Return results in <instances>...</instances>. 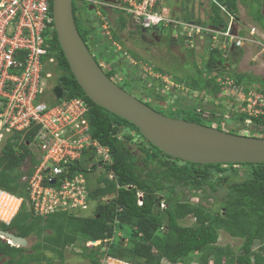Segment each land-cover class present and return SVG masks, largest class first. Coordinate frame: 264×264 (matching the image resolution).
<instances>
[{
	"label": "trees",
	"instance_id": "trees-1",
	"mask_svg": "<svg viewBox=\"0 0 264 264\" xmlns=\"http://www.w3.org/2000/svg\"><path fill=\"white\" fill-rule=\"evenodd\" d=\"M238 1L253 8L254 13L251 14L250 10L249 12L254 21L264 20L262 0H212L205 25L225 28L226 21L220 5L235 13ZM84 3L88 4L87 1ZM50 11L52 15V0ZM117 12L118 16L107 20V29L102 27L100 17H97L96 26L90 24L82 27L76 22L73 2L74 20L81 38L91 52L89 38L99 47L94 55L96 60L104 55L111 58L113 63L117 59L112 53L114 45L107 37L113 34L114 40L121 41L117 34L125 29L128 22L122 11ZM51 25L52 32L46 35L56 58L53 68L58 70L54 84L63 88L67 98L79 96L87 102L91 135L108 147L110 161L104 164L92 163L95 152L91 148L84 150L72 166L71 171L83 174L94 171L99 165L105 170V176L98 180V185L89 189V198L97 201L90 214L77 216L59 211L43 216L35 215L29 205L26 180H22V176L30 175L40 160L39 155L36 156L29 145L33 141L36 126L31 125L28 129L11 133L0 150V189L22 197V202L10 222L6 224L0 221V226L23 237L35 234L41 240L32 245L30 253L24 254L21 253L23 247L6 244L8 248L2 249L10 255L7 264L49 263L53 258L47 257L45 250L54 258L62 260L64 249L76 242L85 250L88 249V256L93 264H98L104 254L135 264H163L165 261L172 264L186 263L193 256H197L195 260L200 264H207L210 259L214 264H264V162L203 164L165 154L143 137L132 122L95 104L83 92L70 71L58 43L53 22ZM259 26L264 29V24ZM99 31L107 34L104 35L107 38L105 41L99 40ZM171 39L172 35H169L166 40L170 42ZM182 39L184 41L185 38ZM139 41L143 43L140 38ZM206 50L199 64L191 60L186 69L189 70L188 74L175 73L172 76L175 82L178 80L185 89H189L186 90L187 94L195 91L199 97L205 98V103L208 96L216 98L222 93V85L216 80L218 75L223 78L230 76L235 86H244L245 92L250 88L264 92V78L235 70L236 62L231 60L229 52H224L220 46H209ZM185 52L194 55L197 50L190 47L185 48ZM131 55L140 59L137 52L132 51ZM113 65L109 70L100 65L112 79L117 73L116 64ZM161 65L151 61L148 66L152 67L153 73L169 74L172 68L168 64ZM152 75H138V80L143 84L137 93L129 87L130 80H113L163 114L207 125L215 123L214 126L220 129L221 119L234 116L237 118L238 127H232L236 129L233 133H239L238 128L246 127L250 123L258 132L252 136L264 137V115L249 118L247 114L234 111L230 115L225 114L223 104L222 111L218 114L214 108L207 110L202 106V100L190 106L180 105V96L175 98L173 104H168L167 97L180 95L182 91L170 88L164 92L161 86L163 81L159 78H155L153 84L149 85ZM133 146H136L139 154L133 150ZM83 156L92 159L89 165L83 161ZM23 165H27L26 170L21 169ZM239 172L243 175L242 179L228 181L231 173ZM221 183H226V195L220 204L215 208L204 205L210 197L206 187L209 186L215 191L216 186ZM182 188L192 191L193 195H198L199 192L200 201L195 203L189 198H181L178 190ZM139 191L143 192L141 205L137 202ZM161 202L165 204L163 208L160 207ZM188 215L195 218L194 222L189 225L181 224L180 221ZM125 228L128 229L127 235L122 232ZM220 231L241 239L236 252L230 245L218 244ZM79 237L84 240H111L106 243L105 250H102V246L84 247V240H79ZM18 252L20 258L17 257Z\"/></svg>",
	"mask_w": 264,
	"mask_h": 264
},
{
	"label": "built area",
	"instance_id": "built-area-1",
	"mask_svg": "<svg viewBox=\"0 0 264 264\" xmlns=\"http://www.w3.org/2000/svg\"><path fill=\"white\" fill-rule=\"evenodd\" d=\"M86 1L118 9L143 29L162 27L174 38H185L195 49H199L200 42L214 47L216 35H219L222 37L220 48L226 53L231 46L241 47L245 43H256L260 52H264V39L255 27H248L246 32L243 27L233 28L235 13L222 5L220 8L226 15L227 25L223 29H214L177 18L162 0ZM50 3L51 0H0V150L11 133L36 126L29 145L39 153L40 160L30 175L22 176V180L26 178L29 205L35 215L64 211L81 216L90 214L97 201L89 198L90 188L83 172L71 171L72 166L84 150L94 149L95 159L103 164L110 161V155L108 147L91 135L87 102L79 96L67 98L64 92L58 98L53 92L56 85L49 82L51 73L47 66L56 64L46 35L53 28ZM98 15L102 27L107 29L108 14ZM153 76L165 80L164 76ZM216 79L224 85L221 95L230 98L225 114L234 111L247 114L249 118L264 115V92L253 88L245 92L244 86H235L228 75L224 78L218 75ZM164 80L163 90L168 89ZM137 196L141 205L143 192H137ZM21 202L22 197L0 189V221L8 224ZM164 206L161 202L160 207ZM109 240L87 239L83 246H102L105 250ZM98 264L135 263L104 254ZM163 264L172 263L165 261ZM194 264L200 263L194 259ZM207 264L214 263L210 259Z\"/></svg>",
	"mask_w": 264,
	"mask_h": 264
},
{
	"label": "rangeland",
	"instance_id": "rangeland-1",
	"mask_svg": "<svg viewBox=\"0 0 264 264\" xmlns=\"http://www.w3.org/2000/svg\"><path fill=\"white\" fill-rule=\"evenodd\" d=\"M163 3H166L168 9L172 13H176L177 16L181 17L184 20L188 21H199L203 24H205L206 18L208 16V12L210 11V2L211 0H162ZM74 9H75V19L76 22L79 26H89L90 24L92 26H96V20H94L93 17V10H89L88 8H85L84 5L80 4L79 0H74ZM237 11L235 12V18L233 21V28L239 29L240 27H243L245 29V32L248 27L254 26L255 31L262 32L264 34V29H262L259 24H264V20L257 22L254 21L253 18L251 17V14H253V8L251 9L250 6L247 4H243L240 1L237 2ZM250 7V8H249ZM251 14H250V12ZM261 10L264 15V0H262L261 4ZM223 14V17L226 21V15L224 12H221ZM90 20V21H88ZM166 35L169 36L170 32L168 30H165ZM132 32V33H131ZM122 37H119L120 40L122 41H117L113 39L112 35H109L107 38L110 39L113 43V48H112V53L113 56H116L117 59H115L114 63L116 64L117 68V73L113 77V79L117 82H122L125 78L130 80L129 82V87L133 89L136 93L140 90L143 82L138 80V75L142 74V76L147 77L146 74H154L152 67L150 68L149 62H154L156 65H166L168 64L172 69L169 70V74H175L177 73L178 75H183V74H188L189 70L188 65L191 63V60H195L198 64L200 63L201 59L204 57V53L207 52V48L209 44H205L204 47H200L198 51L193 55V54H188L185 52V48H180V44H173V45H166V41H163V44H159V42H154L152 45H147L148 49L145 48V44L141 43L139 39L137 38V33L136 29H133V26L130 25L129 23L126 25L125 29L121 32ZM106 36V33L98 32V37L99 40L105 41L107 38L104 37ZM118 35V34H117ZM119 36V35H118ZM126 39L127 42H124ZM89 43L90 47L93 52H91L94 55L97 53L99 50V47L93 43V40L89 38ZM215 45L214 46H220V42L222 41V37L219 35H216V40H215ZM99 44V43H98ZM183 47V46H181ZM249 47V48H248ZM117 48V50H116ZM241 49H246L243 58L238 59L236 61L235 65V70L239 72H249L254 75H257L261 78H264V52H260V47L256 43H245L244 47ZM114 50H116L114 52ZM137 52L139 55L140 59H133V56L131 55V52ZM234 50H232L233 52ZM243 55V54H242ZM55 57V56H54ZM201 58V59H200ZM234 58V56H233ZM131 60V61H130ZM133 61H138L137 63H132ZM98 62H100L106 70H109L111 66H114L112 59L109 57L100 56L98 58ZM112 62V63H111ZM162 62V63H161ZM52 65V66H50ZM48 67L47 71H50L51 77L49 78V82L54 83L55 82V75H57L58 70H54L53 66L54 63L50 64ZM161 65V66H162ZM234 67V66H233ZM145 69V70H144ZM175 69V70H173ZM157 74V73H156ZM164 80V79H163ZM164 83L168 86V89L170 88H175L179 90H183L180 85L181 83H175L172 81V77L165 76ZM153 84V80L149 78V85ZM172 84H175V87ZM184 86V85H183ZM224 86V85H222ZM254 89V88H253ZM185 90V89H184ZM187 92L184 91V93H179L180 95L176 96H171L167 97L168 104H173L175 98H177L181 102L180 105H186L190 106L192 103H200L202 100V106H204L207 110L214 108L218 114L221 113V104L224 105V107H228V103L230 102V98L222 95L220 97L217 96V100L215 101V98H212L211 96H208L206 98V103L204 102V97H186L185 94ZM206 110V111H207ZM205 111V112H206ZM205 114L208 115L206 112ZM237 118L232 117L228 119H221L222 122L219 124L221 126L222 130L229 131L233 133L235 131L232 129V127H238L237 123ZM211 120V119H210ZM210 122V121H209ZM215 123L211 124V126H214ZM230 128V129H229ZM239 134H247V135H253V134H258L256 129L251 126L249 123L246 127H241L238 128ZM260 135V133H259ZM137 138V137H136ZM3 146V145H1ZM32 152L38 156L39 153L34 150L30 146ZM133 150L139 154V150L136 148V146H133ZM90 160L88 156H83V161L89 165ZM93 162H97L96 159H93ZM86 165V166H87ZM24 170H26L27 165L22 166ZM234 174L231 173L229 175L228 181L232 180H239L243 178V175L240 174ZM84 176L87 181L88 188H93L96 185H98V180L100 178H103L105 176V170L102 167V165L97 166V168L94 171L88 172L86 171L84 173ZM207 192L210 194L209 198L207 199V204L204 203V205L210 207V208H215L220 204V201L223 200V198L226 195V183H221L216 186L215 191H212L211 188L208 186L206 187ZM179 195L181 198H189L191 202H199L200 201V193L198 192V195H193L192 191L188 190L187 188H182L178 190ZM194 222V219L192 216H187L183 220L180 221L181 224L184 225H189ZM124 235L128 234V229L125 228L122 230ZM27 244L24 246V248L27 250V253H30L32 250V245L36 243V241H40L41 239L38 238L35 234H30L26 237ZM79 240H84V238L79 237ZM218 244L221 245H230L233 250L236 252L238 247L241 244V239L232 237L229 234H227L224 231H220L219 233V238H218ZM257 245V244H256ZM255 245V247H256ZM88 249L85 250L79 242H76L74 244L68 245L63 252V259L59 260L58 258H54L53 255L49 251H44V253L47 255L49 258H53L51 262L46 263L42 262L41 264H93L90 262L89 259V254H88ZM197 255V254H195ZM197 257V256H196ZM193 256V259L196 258ZM187 259L186 263L184 264H194V260Z\"/></svg>",
	"mask_w": 264,
	"mask_h": 264
},
{
	"label": "water",
	"instance_id": "water-1",
	"mask_svg": "<svg viewBox=\"0 0 264 264\" xmlns=\"http://www.w3.org/2000/svg\"><path fill=\"white\" fill-rule=\"evenodd\" d=\"M52 16L58 43L83 92L95 104L132 122L162 152L203 164L264 162V137L231 133L163 114L108 77L80 36L73 0H52ZM53 92L60 98L64 90L56 85ZM0 234L13 244H27L22 236L3 231Z\"/></svg>",
	"mask_w": 264,
	"mask_h": 264
},
{
	"label": "flooded vegetation",
	"instance_id": "flooded-vegetation-1",
	"mask_svg": "<svg viewBox=\"0 0 264 264\" xmlns=\"http://www.w3.org/2000/svg\"><path fill=\"white\" fill-rule=\"evenodd\" d=\"M74 1V0H73ZM86 0H79V2H80V4H82V5H87V7L86 8H88L89 10L91 9V10H93L94 11V13H93V17H94V20H96V22H97V17L99 18L100 17V15H98L99 13H101V14H105V13H107L108 15H109V19H114V16H118V13L119 12H117V11H120V10H118V9H115V8H109L108 6H106V5H104V4H100V5H97V4H95V3H91V2H88L87 1V3L88 4H86V3H84ZM100 1H102V2H110V3H116V2H118V0H113V1H108V0H100ZM122 14H123V16H125L127 19H128V22H127V24L129 23L130 25H132L133 26V29H136V31H137V33H139L138 35H137V38L139 39H141L142 40V42L146 45L145 46V48L146 49H148V46L147 45H152L154 42H159V44H160V42H161V44H163V41H165L166 39H167V35H166V31H165V29L164 28H162V27H156V28H151V29H143L142 27H140L137 23H135V22H133L132 21V19H131V17L129 16V15H127L126 13H123L122 12ZM208 26H210V25H208ZM210 27H212V26H210ZM212 28H214V29H218L217 27H212ZM100 32V31H99ZM102 33V32H101ZM118 35H119V37H122V33L121 32H119L118 33ZM117 35V36H118ZM127 40L128 39H126L124 42H127ZM122 41V40H121ZM173 41V42H172ZM175 38L173 37L172 39H171V41L169 42L168 40L166 41V45H173L174 43H175ZM185 42L187 43V41H186V39L184 40V42H182L181 44H180V48H188V47H186L185 45ZM90 44V43H89ZM175 44H177V43H175ZM174 44V45H175ZM181 46H183V47H181ZM187 46H188V43H187ZM91 48V47H90ZM117 50V49H116ZM116 50H114V52L116 51ZM98 58L99 57H97V60H98ZM133 59H135V60H137L136 58H133ZM131 61V60H130ZM138 61H133L132 63H137ZM99 64L102 66V68L104 69V66L99 62ZM145 70V69H144ZM154 74H156V73H154ZM139 75H142V74H139ZM157 75H158V77H165V76H170V77H172V76H174L172 73L171 74H161V73H157ZM146 76H147V74H146ZM153 76V75H152ZM155 76H153L151 79L152 80H155ZM159 79H161L162 80V78H159ZM158 80V79H157ZM163 81V80H162ZM172 81L173 82H175V80L173 79V77H172ZM159 82H160V80H159ZM177 82L178 83H181V82H179L178 80H177ZM176 83V82H175ZM182 84V83H181ZM171 87H175V86H171ZM180 87H182V89L184 88V86H183V84L182 85H180ZM185 89V88H184ZM183 89V90H184ZM168 90H170V89H164L163 91L165 92V91H168ZM183 90H179L178 89V91L179 92H181L182 91V94L184 93V91H188L189 89L188 88H186L184 91ZM177 91V92H178ZM185 95H187L188 97H192V96H194L195 98H198L199 97V95H197V92H195V91H193V93L192 94H185ZM220 96H222L221 94L218 96V97H220ZM215 100H217V96H216V98H215ZM153 104H154V101H153ZM215 127V126H214ZM0 231H3V232H11V233H13L12 232V230H9V229H5V228H3V227H1L0 226ZM13 234H15V233H13ZM16 235V234H15ZM20 236V235H19ZM23 237V236H22ZM25 239H26V237H24ZM6 244H9V245H11V246H15V247H23L24 248V246H20L19 244H13L12 242H11V240L9 239V238H5V237H3V235L2 234H0V264H7V261L10 259V255L8 254V253H5L6 251H4L2 248L3 247H5L6 249L8 248L7 246H6ZM27 250L24 248L23 249V251H21V253H23L24 254V252H26ZM17 257H19L20 258V252H18L17 253ZM20 264H33L32 262H30V263H24V262H22V263H20Z\"/></svg>",
	"mask_w": 264,
	"mask_h": 264
},
{
	"label": "crops",
	"instance_id": "crops-1",
	"mask_svg": "<svg viewBox=\"0 0 264 264\" xmlns=\"http://www.w3.org/2000/svg\"><path fill=\"white\" fill-rule=\"evenodd\" d=\"M212 1V0H211ZM214 1V0H213ZM238 4V3H237ZM237 6V5H236ZM171 14H173L174 16H176L177 18H181V17H179V16H177V14L176 13H172V12H170ZM209 13V12H208ZM182 19V18H181ZM195 22H199V21H195ZM199 23H201V22H199ZM258 33H259V35L261 36V38H263L264 39V34L262 33V32H259V31H257ZM172 38H173V36H172ZM183 37H175V43H179V44H181L182 42H184L183 41V39H182ZM173 42V41H172ZM174 43V44H175ZM185 46L186 47H188V48H190V46H189V44H188V46H187V43L185 42ZM204 45H205V43L204 42H200V45H197V47H203L204 48ZM244 45L245 44H243V46H241L242 48L244 47ZM196 47V48H197ZM241 47H234V46H231L230 48H229V53H230V56H231V60H234L235 62L236 61H238V59H240V58H243V56H244V53H245V51H246V49H241ZM249 48V47H248ZM197 51H198V49H196ZM232 50H234L233 52H232ZM237 53H240V56H239V54L237 55ZM205 54L206 53H204V56H205ZM243 54V55H242ZM233 56H234V58H233ZM238 56H239V58H238ZM201 59V58H200ZM257 86H255V88H256Z\"/></svg>",
	"mask_w": 264,
	"mask_h": 264
},
{
	"label": "clouds",
	"instance_id": "clouds-1",
	"mask_svg": "<svg viewBox=\"0 0 264 264\" xmlns=\"http://www.w3.org/2000/svg\"><path fill=\"white\" fill-rule=\"evenodd\" d=\"M221 12H222V10H221ZM203 24V23H202ZM203 25H205V24H203ZM226 25H227V20H226ZM222 29L224 28V27H221ZM221 28H218V29H221ZM185 40V39H184ZM236 48V47H235ZM100 65V64H99ZM217 78V77H216ZM217 80V79H216ZM224 106V105H223ZM194 220H195V218H194Z\"/></svg>",
	"mask_w": 264,
	"mask_h": 264
}]
</instances>
